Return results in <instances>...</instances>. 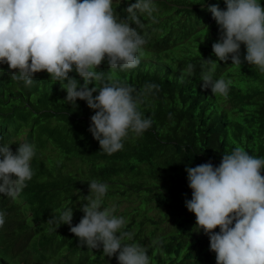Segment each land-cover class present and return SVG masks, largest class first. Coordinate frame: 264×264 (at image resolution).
Listing matches in <instances>:
<instances>
[{
  "label": "trees",
  "instance_id": "obj_1",
  "mask_svg": "<svg viewBox=\"0 0 264 264\" xmlns=\"http://www.w3.org/2000/svg\"><path fill=\"white\" fill-rule=\"evenodd\" d=\"M181 1L154 0L152 17L139 14L142 26L136 28L146 44L137 67L110 69L105 60L96 69L109 83L126 82L138 90L146 83L159 86L145 94L138 108L151 116V128L140 136L130 132L123 149L111 155L88 131L95 113L86 101L69 104L60 82L44 71L43 79L35 74L30 88L12 85L0 73V143L11 144L13 152L21 142L35 145L34 175L27 186L15 199L0 194L8 212L6 240L20 248L15 253L20 250L26 264L30 258L32 264H118L102 247L81 245L69 225L58 221L57 210L72 207V224L79 223L85 197L94 198L88 185L93 179L109 186L102 207L127 222L121 230L132 238L123 243L145 246L150 264H216L209 237L185 206L192 195L185 168L209 161L218 166L236 146L264 158V72L246 61L233 66L231 59L220 61L213 54L219 29L207 7L224 9V0ZM260 3L264 6V0ZM240 53L243 60V44ZM152 55L155 60L147 64ZM209 58L216 63H207ZM189 63L195 65L192 74L184 71ZM202 72L231 80L228 95L205 88ZM69 75L83 83L75 72ZM53 215L57 222L48 223Z\"/></svg>",
  "mask_w": 264,
  "mask_h": 264
},
{
  "label": "clouds",
  "instance_id": "obj_2",
  "mask_svg": "<svg viewBox=\"0 0 264 264\" xmlns=\"http://www.w3.org/2000/svg\"><path fill=\"white\" fill-rule=\"evenodd\" d=\"M224 2V9L219 4L207 7L219 29V38L212 44L213 54L220 61L231 59L233 66L246 61L264 72V6L260 0ZM154 10V0H0V72L17 87L30 88L41 71L60 82L69 104L75 105L79 99L94 110L88 131L99 142L101 151L116 153L123 149V140L130 132L140 136L151 128V116H144L138 108L145 94L152 89L159 91V86L146 83L138 90L126 82L109 83L96 69L105 60L110 69L139 65L146 39L136 25L142 26L139 14L152 17ZM242 44L246 48L243 60ZM151 60L155 56H150L147 64ZM205 61L216 63L211 58ZM194 68L189 63L184 71L192 74ZM72 72L82 78V84L69 75ZM201 80L218 96H227L232 83L223 77L213 79L211 73L204 72ZM90 84L95 86L90 88ZM10 145L0 143V194L15 199L34 175L31 161L35 145L18 143L15 152ZM185 171L192 190L185 206L195 214L196 226L209 237L216 264H264V158L236 146L223 154L218 166L209 161L186 167ZM88 185L94 198L85 197L79 223L72 224V207L57 210L58 221L69 225L81 245L102 247L103 254L115 255L118 264H150L145 246L123 243L125 238H132L131 233L121 230L127 223L125 218L102 207L109 186L96 179ZM7 215L0 204V264L6 259L9 264H26V256L20 250L15 253L20 248L6 240ZM56 222L55 215L48 220ZM216 228L219 232L214 231ZM12 249L10 255L8 250ZM28 264H32L31 258Z\"/></svg>",
  "mask_w": 264,
  "mask_h": 264
},
{
  "label": "bare ground",
  "instance_id": "obj_3",
  "mask_svg": "<svg viewBox=\"0 0 264 264\" xmlns=\"http://www.w3.org/2000/svg\"><path fill=\"white\" fill-rule=\"evenodd\" d=\"M182 1H183V0H182ZM182 1H181V2H182ZM183 2H184V1H183ZM192 2H193V1H192ZM178 4H179V3H178ZM189 5H190V4H189ZM205 31H206V30H205ZM199 34H200V33H199ZM4 67H6V68L8 69L7 64H5ZM172 69H173V68H172ZM8 71H9V70H8ZM172 71H173V70H172ZM1 72H2V71H1ZM1 72H0V73H1ZM39 76H40V75H39ZM40 77L42 78L43 75L40 76ZM38 78H39V77H38ZM46 78H47V77H46ZM42 79H43V78H42ZM0 80H1V79H0ZM38 81H39V80H38ZM45 81H46V80H45ZM6 82H7V81H6ZM54 82H55V81H54ZM37 83H38V82H37ZM55 85H56V84H55ZM229 89H230V88H229ZM52 91H53V90H52ZM62 92H65V90H62ZM24 93H25V91H24ZM65 94H66V93H65ZM66 95H67V94H66ZM201 108H202V106H201ZM192 119H193V118H192ZM173 122H174V121H173ZM181 124H182V123H181ZM179 127H180V126H179ZM177 129H178V128H177ZM177 134H178V133H177ZM225 136H226V135H225ZM225 138H226V137H225ZM197 140H198V139H197ZM237 141H238V140H237ZM188 145H189V144H188ZM248 148H249V147H248ZM251 149H252V148H251ZM171 151H172V150H171ZM166 152H167V151H166ZM169 154H170V153H169ZM33 158H34V157H33ZM180 198H181V197H180ZM136 199H137V198H136ZM183 207H184V206H183ZM183 207H182V208H183ZM22 208H23V207H22ZM184 208H185V207H184ZM27 209H28V208H27ZM191 214H192V213H191ZM172 236H173V235H172ZM33 238H34V237H33ZM35 238H36V237H35ZM172 240H173V239H172ZM30 241H31V240H30ZM28 245H29V243H28ZM28 245H27V246H28ZM9 252L12 253V252H13V249H12V250H8V253H9ZM17 252H18V251H17ZM189 257H190V256H189ZM14 259H15V258H14ZM97 260H98V259H97Z\"/></svg>",
  "mask_w": 264,
  "mask_h": 264
}]
</instances>
